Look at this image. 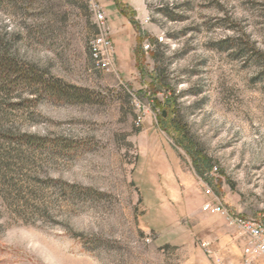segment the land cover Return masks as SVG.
Wrapping results in <instances>:
<instances>
[{"label": "rangeland", "instance_id": "rangeland-1", "mask_svg": "<svg viewBox=\"0 0 264 264\" xmlns=\"http://www.w3.org/2000/svg\"><path fill=\"white\" fill-rule=\"evenodd\" d=\"M207 188L264 224V0H0V264H242Z\"/></svg>", "mask_w": 264, "mask_h": 264}, {"label": "built area", "instance_id": "built-area-1", "mask_svg": "<svg viewBox=\"0 0 264 264\" xmlns=\"http://www.w3.org/2000/svg\"><path fill=\"white\" fill-rule=\"evenodd\" d=\"M91 10L97 32L88 45L90 61H99V69L96 70L110 73L114 71V46L109 28L106 26V17L94 4ZM148 47V45L145 46V48ZM205 192L212 199L203 202L201 210L209 215L223 216L230 227L238 230L244 236L245 242L241 250L242 264H264V224L251 217L229 215L223 204L216 201L211 189L207 188ZM200 246L204 254L213 259L214 264H223L222 258L211 248L208 241L201 242Z\"/></svg>", "mask_w": 264, "mask_h": 264}, {"label": "trees", "instance_id": "trees-1", "mask_svg": "<svg viewBox=\"0 0 264 264\" xmlns=\"http://www.w3.org/2000/svg\"><path fill=\"white\" fill-rule=\"evenodd\" d=\"M5 65H7V64H5ZM9 66H7V68ZM18 71L22 74V77L24 78V80H27L29 83L33 82L32 79H34L35 76L33 74H30V73L28 74L27 70L24 67L19 68ZM33 85L40 86L45 91V93H47L49 95V97H51V98L60 96V97H68L69 99H71L76 95L75 93H72L67 89H64L61 86V84H59L58 82L53 81V80H49L46 78H37V76H36V80L34 81ZM165 105L169 106L170 102L167 101L165 103ZM175 131L177 133L178 142H179L180 146L185 148L187 150V152L189 154H191L193 159H195L194 154H192V151L190 149V147H191L190 145H192V142L190 141V139H188L185 135H183L182 131L179 128H175ZM200 174H201V172H200Z\"/></svg>", "mask_w": 264, "mask_h": 264}, {"label": "bare ground", "instance_id": "bare-ground-1", "mask_svg": "<svg viewBox=\"0 0 264 264\" xmlns=\"http://www.w3.org/2000/svg\"><path fill=\"white\" fill-rule=\"evenodd\" d=\"M96 68H99V61H92Z\"/></svg>", "mask_w": 264, "mask_h": 264}, {"label": "crops", "instance_id": "crops-1", "mask_svg": "<svg viewBox=\"0 0 264 264\" xmlns=\"http://www.w3.org/2000/svg\"><path fill=\"white\" fill-rule=\"evenodd\" d=\"M239 254H240V252H239Z\"/></svg>", "mask_w": 264, "mask_h": 264}]
</instances>
